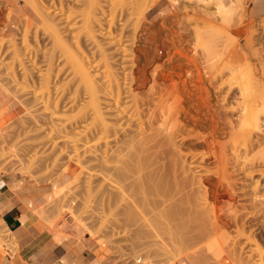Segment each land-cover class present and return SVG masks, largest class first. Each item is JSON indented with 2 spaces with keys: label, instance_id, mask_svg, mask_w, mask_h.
Masks as SVG:
<instances>
[{
  "label": "bare ground",
  "instance_id": "bare-ground-1",
  "mask_svg": "<svg viewBox=\"0 0 264 264\" xmlns=\"http://www.w3.org/2000/svg\"><path fill=\"white\" fill-rule=\"evenodd\" d=\"M215 1L220 7L217 13L222 20L233 26L234 42L225 45L218 58L216 53L221 49L217 48L220 44L216 42L217 52L210 61L203 62L188 53L183 40L171 39L167 47L171 56L165 60L164 67L158 64L148 79L142 74L146 66L144 58L138 56L134 58L143 61L141 66L120 77L119 70L125 69L126 56L119 57L118 48L112 47L113 42L97 39L95 27L98 25L102 29L103 26L98 16V11L102 10L100 0L90 1L86 13L87 35L93 44L90 57L93 61L99 58L93 65L99 68L95 69V74L91 73L93 66L87 53L77 59L80 80L86 84L83 87L87 99L81 101L78 93L81 88L77 86L70 105L79 106L80 119L85 124L87 122L83 125L86 127L83 147L94 160L91 168L95 171L89 174L87 181V202L98 204L91 209L102 214V226L111 228L116 226L115 223L119 225L124 219L128 220L132 208L137 210L135 213L139 219L132 223V227L140 229L138 232L151 233L156 242H160L161 245L158 247L156 243V246L158 249L161 246V251L169 249L167 244L170 243L180 254H186L187 250L182 247L202 244L214 234L216 240L206 242V247H233L237 242L230 245L224 237L226 228L233 226L238 237L245 238L246 243L259 245L255 233L247 231L249 219H244L241 212L256 215L254 210L264 208V20L257 23V28L250 21L252 14L245 10L242 16L247 20L240 18L235 25L232 18L237 7L228 0ZM58 3L63 12L64 0H58ZM153 4L145 5L143 14ZM202 13L205 22L216 17L206 10ZM252 27L259 32L254 33ZM60 31L56 30V34L62 39ZM241 35L244 36L242 45L237 41ZM83 59L92 67H87ZM97 77L99 80L103 78L100 84ZM176 78L180 79L171 88L164 86L165 80ZM149 79L152 84L144 91L146 95L139 94ZM161 86L165 87L164 92ZM67 101L64 99V103ZM201 127L206 132L203 138L211 147L206 152H197L189 145L184 152V158H191L190 166H186L181 149H175V139L181 136L187 140L194 128ZM200 135L199 132L195 136ZM209 159L213 160V167L204 166ZM160 162L166 173L161 170L165 174L153 181L150 173L145 171L153 166L159 167ZM193 167L205 177L203 181L188 176L187 171ZM95 178L99 181L95 182L96 185L93 184ZM238 183L243 185L238 186ZM210 185L214 198L219 191L226 190L233 216H227L216 199L209 201ZM238 191L248 199L247 204H238ZM249 207L253 211H249ZM78 220L81 224L84 221L80 217L76 222ZM161 233L166 236L160 237ZM219 255H223V250L217 252L216 256ZM224 258L229 264L231 258Z\"/></svg>",
  "mask_w": 264,
  "mask_h": 264
},
{
  "label": "rangeland",
  "instance_id": "rangeland-1",
  "mask_svg": "<svg viewBox=\"0 0 264 264\" xmlns=\"http://www.w3.org/2000/svg\"><path fill=\"white\" fill-rule=\"evenodd\" d=\"M55 1L0 0V175L11 174L18 179L12 185L14 188L23 183L44 185L49 192L46 202L40 207V215L48 216L51 220L61 217L75 222L93 240L97 246L96 253L116 264H224L227 262L224 258L226 256L231 258L229 264H264L262 206L259 211L248 208L249 211L257 212L256 215L252 212H241L244 219H249L246 223L247 231L255 233L259 245L246 243L245 238L238 237L237 229L233 226L226 228L224 233L230 245L233 241L237 242L233 247H206V242L216 240L217 236L214 234L202 244L182 247L187 250V255L185 252L180 254L170 243L167 244L169 249L159 250L162 247L158 249L157 246L161 244L156 242L151 233L144 230L138 232L140 229L132 227V223L139 219L135 213L137 210L133 208L128 213V220L121 221V225L114 224L118 231L112 227L117 233L111 227L101 225L102 214L93 210L97 203L94 205L90 200L87 202V181L91 176L89 174L95 171L91 168L94 161L90 157L92 154H88L90 152L85 151L83 147V130L86 128L83 125H87V122L85 124V121L80 119V107L70 105L77 86L81 88V93L78 92L79 88L77 89L81 101L87 99L83 87L86 84L80 80L77 59L83 58L82 55L87 53L92 66L99 60L97 58L93 61L90 57L93 44L85 25L86 13L92 0H64L63 12L60 11L58 0ZM154 1L100 0L102 10L98 11V16L103 26L102 29L98 25L95 27L97 39L113 42L112 47L115 45L114 47L118 48L119 57L126 56L125 69L119 70L121 78L143 63H139L135 56L144 58L146 66L142 74L147 79L154 69H157L158 64L161 68L164 67L165 60L171 56V51L167 48L171 39L183 40L188 53L203 62L210 61L211 56L217 52L216 42L220 44L217 48L221 49L216 53L218 58L223 52L222 48L235 40L233 26L222 20L217 13L220 7L215 0H158L153 4ZM228 1L237 7V13L235 12L232 18L235 25H238L240 18L247 20L242 16L245 10L252 14L250 21L257 25V28V23L261 19L264 20V0ZM161 3L166 4V9L155 11ZM152 4L153 6L143 14L145 5ZM202 10L214 13L216 17H211L212 19L205 22ZM242 27L245 28L244 25ZM59 29L62 39L56 34ZM111 31L112 33H108ZM252 31L259 32L254 27ZM237 41L242 45L244 36L237 37ZM83 60L85 62V59ZM85 63L87 67H92L88 62ZM175 64L177 65L176 61ZM98 68L93 66L91 73L95 74V69ZM99 77L97 82L100 84L103 78L99 80ZM179 79L165 80L164 86L171 88ZM151 84L152 80L149 79L139 94L146 95L144 91ZM164 86H161L163 92ZM61 97L63 101H60ZM64 99L68 100L67 103H64ZM202 127L191 129L193 134L187 140L181 139V136L175 139L177 145L174 148L181 149L182 161L185 159L186 166H190L191 158H184V152L189 145L197 152H206L211 147L203 138L206 132ZM199 132L200 137L195 136ZM162 162L159 167L153 166L145 171L146 174L150 173L153 181L166 173L161 166ZM212 162L213 160L209 159L203 164L213 167ZM197 170L193 167L187 174L191 179L201 182L205 177ZM169 178L173 181L172 176ZM97 179H94L93 184L99 183ZM241 185L243 183H238V186ZM210 188L211 185L210 196L207 194L209 201L216 199L218 205L223 207L224 213L229 217L233 216L226 190L219 191L217 198H214ZM237 201L242 205L247 204L248 199L238 191ZM77 217L83 218L82 224L79 220L76 222ZM257 226L259 227L256 228ZM165 236L162 234L160 237ZM15 248L11 233L0 225V257L7 256L8 251L14 253ZM221 250L224 256H216ZM138 259H142V263H137Z\"/></svg>",
  "mask_w": 264,
  "mask_h": 264
},
{
  "label": "crops",
  "instance_id": "crops-1",
  "mask_svg": "<svg viewBox=\"0 0 264 264\" xmlns=\"http://www.w3.org/2000/svg\"><path fill=\"white\" fill-rule=\"evenodd\" d=\"M161 3L155 11H163ZM11 174L0 175V225L11 233L15 252L0 264H116L100 257L93 240L75 222L41 216L49 192L44 185L23 183Z\"/></svg>",
  "mask_w": 264,
  "mask_h": 264
},
{
  "label": "built area",
  "instance_id": "built-area-1",
  "mask_svg": "<svg viewBox=\"0 0 264 264\" xmlns=\"http://www.w3.org/2000/svg\"><path fill=\"white\" fill-rule=\"evenodd\" d=\"M137 263H142V259H138V260H137ZM144 264H150V263L147 262V263H144Z\"/></svg>",
  "mask_w": 264,
  "mask_h": 264
}]
</instances>
